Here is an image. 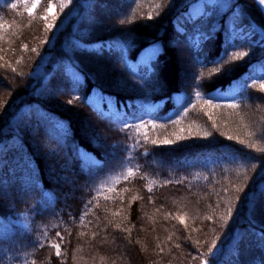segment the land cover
I'll return each instance as SVG.
<instances>
[{"label": "trees", "instance_id": "trees-1", "mask_svg": "<svg viewBox=\"0 0 264 264\" xmlns=\"http://www.w3.org/2000/svg\"><path fill=\"white\" fill-rule=\"evenodd\" d=\"M195 1L0 0V264H264V14Z\"/></svg>", "mask_w": 264, "mask_h": 264}, {"label": "snow or ice", "instance_id": "snow-or-ice-1", "mask_svg": "<svg viewBox=\"0 0 264 264\" xmlns=\"http://www.w3.org/2000/svg\"><path fill=\"white\" fill-rule=\"evenodd\" d=\"M70 2H71V0H69V3ZM257 2L260 5L264 6V0H257ZM38 3H39V0H36V2L32 4V9H35L37 7ZM66 6H67L66 4L61 3L60 4L61 10ZM12 7L16 8L17 5L13 4ZM53 8H54L53 5H49L47 8V12L49 14H52ZM160 8H161V5H159V4L155 5L157 15L159 14ZM32 9L29 10V13H28L29 15H32ZM43 18L47 19V17H43ZM53 19H55L54 15H53ZM147 19H149V20L153 19V15L151 13H149L147 16ZM123 22L124 21H121V23H123ZM233 27L235 29L237 26L234 25ZM51 28H52L51 24L46 25V30L51 29ZM260 35H264V28L260 29ZM261 43H264V40H261ZM228 44H229V46L227 48H225L224 50H222L220 53H218L217 56L215 57V59L211 61L212 65H213L212 73H221L222 72L224 75H228L232 71H235L234 67H228L229 64H231L235 61L242 60L244 57L249 56V52H247V51H237L236 50L238 47L243 46L242 42H241V44H237L235 41L229 40ZM24 47L27 48V45H25ZM33 51H35V49H33ZM212 73H210V74H212ZM259 79L264 80V77H260ZM260 88L264 89V83L260 84ZM226 90H227L226 88L225 89H217V92L223 94ZM194 96L197 100L202 98L201 92H199V91L195 92ZM71 102L72 101H69V103H71ZM208 103H211V101H208ZM193 107H195V105H193ZM231 107H235V105H232ZM139 127H144V125H140ZM153 127H154V125H153ZM205 135H208V133H205ZM229 139H231V137H229ZM169 142L170 141H168V140L164 141V143H169ZM152 143H156V141H152ZM129 174H131V172ZM230 212H231V209H229V214H230ZM81 219H83V217H81ZM57 235H59V233ZM61 239H63V238L61 237ZM53 247H55L57 249L56 255L57 256L61 255V253L59 251V245L56 244V245H53ZM211 247L213 249H215L217 247V245L215 243H213L211 245ZM204 264H208V261H204Z\"/></svg>", "mask_w": 264, "mask_h": 264}, {"label": "rangeland", "instance_id": "rangeland-1", "mask_svg": "<svg viewBox=\"0 0 264 264\" xmlns=\"http://www.w3.org/2000/svg\"><path fill=\"white\" fill-rule=\"evenodd\" d=\"M60 4L64 3L67 6L64 7L65 10L61 11V13L59 15H61L60 18V23H64L67 19H68V15H70V13L72 12V7L69 5V0H57ZM208 0H197L195 1L193 4H191V6L188 8L187 11H185V13L182 15L181 19L184 18H190V17H194L196 16L204 7L205 2ZM36 2V0H34V3ZM50 5H53V13H56L57 11V3L56 2H51ZM261 7V5H260ZM32 9V8H31ZM262 9V7H261ZM263 11V10H262ZM52 13V14H53ZM264 14V11H263ZM176 24H178V22H176ZM161 50V43L159 41L153 42L150 45L146 46L139 54V56L135 59H131L130 63L132 65H137L139 63H143V62H147L149 61L152 57L156 56L157 53ZM264 66V60L262 62H258L254 65V68L260 70L262 69ZM40 70V69H39ZM37 73H39V71H37ZM235 84V83H233ZM232 87V86H230ZM218 89H223V88H218ZM225 89V88H224ZM234 88L230 89L233 90ZM213 92H215L216 94H221L219 92H217V89H215Z\"/></svg>", "mask_w": 264, "mask_h": 264}, {"label": "bare ground", "instance_id": "bare-ground-1", "mask_svg": "<svg viewBox=\"0 0 264 264\" xmlns=\"http://www.w3.org/2000/svg\"><path fill=\"white\" fill-rule=\"evenodd\" d=\"M256 1H257V0H256ZM257 3H258V2H257ZM258 4H259V3H258ZM259 5H260V4H259ZM261 7H262V10L264 11V6L261 5Z\"/></svg>", "mask_w": 264, "mask_h": 264}]
</instances>
